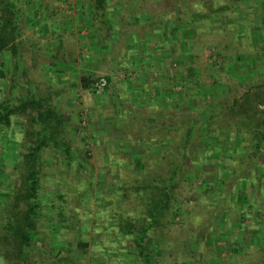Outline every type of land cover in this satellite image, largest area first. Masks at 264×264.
Listing matches in <instances>:
<instances>
[{"label": "rangeland", "instance_id": "obj_1", "mask_svg": "<svg viewBox=\"0 0 264 264\" xmlns=\"http://www.w3.org/2000/svg\"><path fill=\"white\" fill-rule=\"evenodd\" d=\"M15 1L22 14L20 46L15 57L9 50L0 54L7 70L0 100L25 98L31 89L43 97L44 108L65 117L63 138L84 170L75 161L65 168L60 153L45 149L41 183L47 193L40 198L50 196L55 186L68 193L71 211L78 207L71 216L84 211L82 221L87 222L79 264H107L97 248L106 223L94 222L103 211L97 198L104 193L96 191H108L114 182L138 173L135 164L144 148L133 136L128 142L123 136L131 127L129 133L142 134L136 114L163 120L173 101L180 104L178 116L199 102H218L226 109L242 108L248 124L264 121V0L229 9V0H104L102 9L95 0ZM192 1L197 5L193 13L176 14V5L181 9ZM221 7L227 9L217 11ZM100 78L108 85L92 93ZM28 112L12 117L8 132L0 135V224L21 186L19 161L33 114ZM245 130L250 133L248 126ZM210 138L225 143L229 154L236 147L235 141L214 133ZM166 147L156 148L161 174L177 158L173 148L162 154ZM207 147L201 142L186 151L170 201V211L179 215L169 218L162 236L155 237L161 244L156 264H264V152L252 159L236 154L232 162L229 154L218 160ZM80 225L69 223L72 245H77ZM124 255L112 254L116 262L109 264H124L119 258ZM0 264L8 263L0 259Z\"/></svg>", "mask_w": 264, "mask_h": 264}, {"label": "trees", "instance_id": "obj_2", "mask_svg": "<svg viewBox=\"0 0 264 264\" xmlns=\"http://www.w3.org/2000/svg\"><path fill=\"white\" fill-rule=\"evenodd\" d=\"M95 1L102 9L104 0ZM250 1L257 0H229L228 9L234 4L243 6ZM180 3H184V0H180ZM195 6H197L195 1L181 9L176 5V14L193 13ZM226 9L221 7L217 11L222 12ZM21 16L15 0H0V54L9 50L15 57L18 53ZM123 16L122 14L121 19ZM130 18L134 20L135 16L130 15ZM5 79L7 70L0 64V83ZM89 84L85 83V89ZM92 93H95L93 89ZM180 93L187 98L185 93L181 91ZM28 94L29 96L25 98L14 95L6 101L0 100V135L3 130L8 132L12 125V117L24 115L28 111L33 112L26 135V152L19 161L24 167L21 186L12 196V204L9 201L11 206H7L8 216L0 224V259L8 264H79L78 259L82 257L80 252L85 249L86 238L83 232L87 222L82 221L85 212L71 216V212L74 213L78 207L71 211L68 206V193L59 190L57 186L50 196L46 195L41 199L40 193L44 191L47 193L41 183L44 177L42 161L45 149L52 148L54 153H60L59 160L67 169H71L73 161L78 164V170H84V164L75 158L70 144L63 138L66 122L63 114L51 108H44L43 97L37 98L31 89ZM177 94L182 96L179 92ZM199 103L200 106L193 108L191 112H184L178 116L176 111H179L180 104L173 101L170 113L163 114V120L152 113L150 115L138 113L134 122L138 124L142 134L129 133L133 127L123 134L126 142L133 136L131 140H136V143L144 148V155L142 154L141 159L135 164L138 173L134 179L114 182L108 187V191L107 188L96 191L97 194L104 193L101 199L97 198L96 204L101 206L103 211L99 210L98 214L101 213V216L95 214L94 222L97 223L101 219L104 224L106 223L100 230L104 236L97 248L101 255H105L100 259L106 258L107 264L116 262L112 254L117 252L126 254L119 257L120 262L123 259L124 264H156L161 244L155 237L162 236L169 218L173 220L179 215L178 211H170L171 194L177 188V178L181 175L187 158L186 151L192 149L194 144L203 142L208 146L207 151L217 154L219 160L220 155H228L229 150L225 143L213 142L210 138L212 133L215 134V138L222 137L235 141L236 147L230 150L232 153L229 154V160L232 162L237 161L234 157L236 154L252 159L264 152V121L256 122L254 125L249 121L248 124L245 122L248 121L247 117L243 118L241 115L243 110L240 107L234 110L233 106L226 109L218 102ZM233 105L236 106L235 103ZM220 118H224L223 123L213 122ZM247 126L250 129L249 134L245 130ZM224 134L228 135V138H225ZM130 141L127 147L131 146ZM163 145L167 146V149L162 151V154L165 155L169 148H173L177 158L175 163L171 160V165L163 169L164 174H161L156 167L158 165L156 155L160 153L156 148ZM4 154L7 156L6 151L3 152V156ZM223 161L222 158L219 162L223 164ZM152 165L154 168L150 171ZM262 168L256 167V171ZM71 220L81 224L75 246L70 243L68 237ZM106 242L112 245L111 248H106ZM107 252L112 254L106 257Z\"/></svg>", "mask_w": 264, "mask_h": 264}, {"label": "built area", "instance_id": "obj_3", "mask_svg": "<svg viewBox=\"0 0 264 264\" xmlns=\"http://www.w3.org/2000/svg\"><path fill=\"white\" fill-rule=\"evenodd\" d=\"M107 86V79L106 78H100L95 84H94V92L95 94H99L101 91L104 90V88ZM84 264V263H82Z\"/></svg>", "mask_w": 264, "mask_h": 264}]
</instances>
